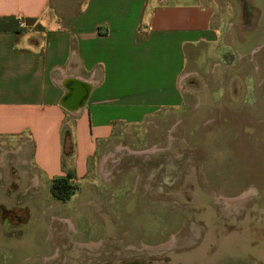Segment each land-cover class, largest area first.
<instances>
[{"label":"rangeland","instance_id":"rangeland-1","mask_svg":"<svg viewBox=\"0 0 264 264\" xmlns=\"http://www.w3.org/2000/svg\"><path fill=\"white\" fill-rule=\"evenodd\" d=\"M261 31L247 40L227 27L223 59L184 75L179 108L113 125L85 175L68 179L66 202L42 175L22 177L24 152L6 155L0 264H264Z\"/></svg>","mask_w":264,"mask_h":264},{"label":"crops","instance_id":"crops-1","mask_svg":"<svg viewBox=\"0 0 264 264\" xmlns=\"http://www.w3.org/2000/svg\"><path fill=\"white\" fill-rule=\"evenodd\" d=\"M263 23L264 0H0V169L24 152L31 183L83 177L113 125L183 104L184 75L219 64L227 27L249 40ZM69 80L90 87L76 114L60 105Z\"/></svg>","mask_w":264,"mask_h":264},{"label":"water","instance_id":"water-1","mask_svg":"<svg viewBox=\"0 0 264 264\" xmlns=\"http://www.w3.org/2000/svg\"><path fill=\"white\" fill-rule=\"evenodd\" d=\"M66 94L60 105L68 112L76 114L84 105L90 87L78 80H69L65 85Z\"/></svg>","mask_w":264,"mask_h":264},{"label":"trees","instance_id":"trees-1","mask_svg":"<svg viewBox=\"0 0 264 264\" xmlns=\"http://www.w3.org/2000/svg\"><path fill=\"white\" fill-rule=\"evenodd\" d=\"M69 135L65 132L64 133V151H65V138L68 137ZM64 156V152H63ZM75 177V174L73 171H68L66 173V176L63 178H57L52 181V187H51V192L53 195V198L61 201V202H66L70 199L71 195V187L68 185L67 181L68 179H72Z\"/></svg>","mask_w":264,"mask_h":264},{"label":"bare ground","instance_id":"bare-ground-1","mask_svg":"<svg viewBox=\"0 0 264 264\" xmlns=\"http://www.w3.org/2000/svg\"><path fill=\"white\" fill-rule=\"evenodd\" d=\"M106 178L108 177V175H106L105 173L103 174ZM245 197V196H244ZM91 245H95L94 243H91Z\"/></svg>","mask_w":264,"mask_h":264},{"label":"built area","instance_id":"built-area-1","mask_svg":"<svg viewBox=\"0 0 264 264\" xmlns=\"http://www.w3.org/2000/svg\"><path fill=\"white\" fill-rule=\"evenodd\" d=\"M20 27H22V25L20 24Z\"/></svg>","mask_w":264,"mask_h":264}]
</instances>
